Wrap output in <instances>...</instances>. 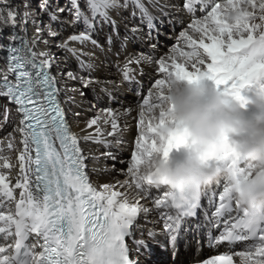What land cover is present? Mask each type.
I'll list each match as a JSON object with an SVG mask.
<instances>
[{"label": "snow or ice", "instance_id": "obj_1", "mask_svg": "<svg viewBox=\"0 0 264 264\" xmlns=\"http://www.w3.org/2000/svg\"><path fill=\"white\" fill-rule=\"evenodd\" d=\"M132 2L149 18L151 26V18L144 5L140 0ZM197 4L209 7L208 0H185L184 7L193 11ZM88 6L94 16L99 14L108 20L107 10L120 5L119 0H88ZM228 6L227 15L223 14L224 6L217 3L211 6L202 19L193 21L190 27L199 34L198 39L193 38L188 31L181 33L189 51L177 47L170 57V65L164 59L159 61V70L165 74V78L156 80L155 93L150 92L149 98L143 101L140 135L136 139V150L131 155L128 169L137 189L142 188V183L137 180L139 170L153 147L151 120L156 117L149 114L158 110V116H164L162 109L170 76L180 75L190 81L206 77L214 81L218 88L222 86V92L229 94L242 106L246 104L247 98L242 95V90L254 86L257 91H264V23H250L257 15L264 22V0H238L237 3L228 0ZM73 7L75 17L79 19L83 13L75 0ZM42 8L47 10L45 4H42ZM28 15L26 12L25 16ZM229 16H234V19L230 21ZM15 19L14 10L0 8V22L14 24ZM84 22L91 26L88 17L84 16ZM89 39L84 33L69 37L70 41L83 42ZM62 47L67 48V42ZM26 48L23 42L20 48H10L8 72L15 73V81H10L5 74L2 84L4 91L0 93L14 101L18 106L17 111L22 114V127L17 130L22 133L24 145L17 158L21 175L17 177L15 186H10L8 177L0 171V197L9 202L15 201L14 212L11 209L5 212L4 205L0 204V236L14 241V247L12 244L0 247V264H137L131 259L133 249L126 243V237L132 235L131 229L138 216L141 213L146 216L152 209L143 207L139 200L130 201L120 192L109 191L110 185H104L103 191L91 186L84 171L85 158L77 138L70 132L57 102L54 78L47 71L50 59L37 62L36 54L30 49L25 51ZM68 50L75 52V49ZM40 56L47 57L48 54L41 52ZM177 56L183 62H177ZM186 64L194 70L189 71ZM124 76L132 78L128 64L124 65ZM91 123L95 124L96 121ZM113 128H116L115 120ZM55 141H59L62 152L55 146ZM185 143L182 134H175L163 150L164 158L167 159L173 148ZM8 147H12L10 142ZM211 155L216 161H223L225 166L237 168L238 154L227 141ZM12 167L7 157H0V169ZM32 176L35 178V192L32 190ZM148 179L151 181L154 177ZM17 188L22 189L19 200L14 195ZM206 189L202 191L201 197L206 195ZM231 192L230 185L224 182L214 217L217 223L225 214H229L230 219L225 221L220 235L211 239L214 244L227 242L229 245L251 240L253 242L246 251L234 254L239 257L238 264H264V213L238 214L235 222H231ZM122 195L123 198L118 199ZM165 197L179 212L175 220L169 216L171 222L165 225L170 243L175 246L183 230V218L197 215L201 197L193 202L187 195L178 197L171 191L166 192ZM162 204H165V200H155L156 208ZM235 204L238 213L241 212L239 204ZM32 234L43 238L39 252L26 243ZM152 235L150 231L149 236ZM135 244L142 247L145 241H135ZM211 264H234L233 254L217 256Z\"/></svg>", "mask_w": 264, "mask_h": 264}, {"label": "bare ground", "instance_id": "obj_2", "mask_svg": "<svg viewBox=\"0 0 264 264\" xmlns=\"http://www.w3.org/2000/svg\"><path fill=\"white\" fill-rule=\"evenodd\" d=\"M238 1H234L233 3H237ZM221 4L224 6V13L227 15L229 13V6L228 3H221V0H208L209 7L205 8L203 6V11L198 12L195 16L194 20H200L204 16L207 15V12L211 10V6H214V4ZM161 4V3H160ZM165 5H168V0L164 1ZM171 4V3H170ZM12 0H0V8L6 9V10H14V6H12ZM172 5V4H171ZM241 7H243V4H240ZM120 7V6H119ZM110 8L108 11H112L116 15V21L118 22V30L122 29L125 32V28L127 25L120 22V16L123 12L122 8ZM174 11L169 12L170 18L169 20L175 21V20H181L184 18V16H187L186 18L190 19V16L187 14V12L182 8L181 5L175 4L173 6ZM165 9V8H164ZM257 11V10H256ZM119 12V14H118ZM149 14V17H152L150 15L153 14L154 9L150 12L147 11ZM258 12V11H257ZM37 16V15H33ZM165 16L162 17L164 20ZM23 22V28H27V31L25 29H21L18 27L17 23L18 21ZM259 22V21H257ZM193 23V22H192ZM254 23V21L250 22ZM153 31L154 33L159 29L160 24L163 27L164 30H168V24L165 22H160L159 20H154L152 22ZM259 24V23H258ZM64 25V24H63ZM62 24H59V26H63ZM56 27V26H55ZM83 25L73 24L72 26H67L65 29H68V32L64 34L63 40L59 44H55L53 42H47V41H41L43 38V33L41 31V27L38 26H32L28 23H25L21 17H18V14L16 13V19L14 24L12 22H0V38L5 39V43L2 46L1 54L4 56V59L7 63V46L13 45L16 48H20L22 46V42L26 43L27 49H30L32 53L36 54V61L39 62L42 59H50V63L47 67V71H49L51 74L58 73V81L61 83L63 89H66V93L59 94L60 98L63 99V102L65 100V113H66V120L68 122H71L72 124L69 125L70 132L75 135L77 138V143L79 148L81 149V154L84 156V171L87 175V177H93V182L89 183L92 187H94L97 191H103L104 185H110L109 191H117L120 192L123 195H126L127 198L130 201L135 202V200H139V203L142 206H147L149 209H152L146 216L141 213L136 221V224L134 225V228L140 229L139 235L136 234V236L140 237L141 240L145 241V246H138L135 244V240H132V244L137 250L135 254V259L141 258V264H144V256L146 258V261H148L147 253L145 251V247L147 244H154V233L160 232L162 229V225L159 223V220L154 216V207L151 205L144 204L145 201H149L146 199L143 195V192L141 189H137L135 185L129 187V186H122L119 182L123 183L127 181L126 179L129 178V176L124 175V169L122 168V162L121 159L117 156V151H121L124 149L122 146V142H130L131 147H134V141L133 139L140 135V116L137 118V120H132L131 116L129 115V107L132 105V100L135 98H143L146 91L148 89L153 88L155 91V82L157 79H164L162 77L163 75L158 72L160 65L159 61L161 59H164L169 65L171 64V55L173 54V50L177 47L183 48L184 51H189L188 45L186 44L184 38L182 37L181 33L184 31H188L190 35L193 36V38L198 39L199 34L193 32L192 29H189L185 25L179 29L178 35L174 37L173 39L165 38V36H168V34L160 33L159 38L156 36H148L146 34H149L150 29L144 28L143 26L137 27L135 31L131 30L128 31L129 34H123L120 33L119 37L122 39V36L124 37L123 42V48H117V51H115L118 54L117 60L114 61V55L108 54L109 47H103V51L96 48L93 42H90L89 40L86 41H70L69 37L76 35L75 33H79V31L83 30ZM79 29V30H77ZM146 29V30H145ZM172 31H175L176 27H171ZM141 30H145L141 31ZM53 36L57 34L56 32H52ZM88 35V34H87ZM3 36V37H1ZM99 33L94 32V38H99ZM111 36V35H110ZM7 37L10 39L7 40ZM90 37V36H89ZM93 37V36H92ZM121 41L120 39H116ZM140 42V46L145 48V44L143 42H146L147 40L151 41V48L147 49H139V48H133L131 44H135L136 42ZM94 41V40H93ZM167 42L168 46L166 48H163L161 42ZM67 42L68 47H62V45ZM207 42V41H206ZM161 44V47H160ZM139 46V47H140ZM1 47V44H0ZM68 49H75V52L69 51ZM63 50V52H62ZM44 52L47 53V57H41L40 53ZM57 53H63L60 55L61 57H66V59H62V61H68L69 68L67 67V64H60L59 66H56L52 62V58H50L53 54ZM75 58V61H71L74 59L73 57L71 60L69 59L70 54ZM113 53V52H112ZM1 55V57H3ZM110 57L109 59L106 57ZM78 58L81 59H87V61H90L88 64L90 65L89 71L92 73L91 76L89 74H84L85 76L82 77L79 76L81 80H78L77 77H73V79L70 77L69 74L70 71L77 69L76 67H79L80 64L78 63ZM139 60L142 65V69H137L135 73H131V77L133 78H139L140 81H142V90L139 89V93L137 96L131 95L129 91L127 90V84L126 81L129 79L125 78L124 76V65L130 64V63H123L127 61L135 62ZM177 62H183L182 58L177 56ZM115 63H121L122 69L119 67V65L115 66ZM147 66V67H146ZM148 66H151V70L148 69ZM68 74L64 71L62 68H66ZM185 67L189 71H193L192 67L190 65H185ZM206 67V65L204 66ZM132 69V67H129ZM150 68V67H149ZM7 69V68H6ZM63 70V72H62ZM171 71L172 69L169 68ZM203 70V68H202ZM35 71V70H34ZM160 71V70H159ZM73 72V71H72ZM140 72L141 76L143 78H140V75L138 74ZM145 72V73H144ZM12 72H10L11 74ZM65 73V74H64ZM88 73V72H87ZM8 75L7 73L0 71V91L3 92L2 88V81L3 76ZM144 74V75H143ZM150 75L147 76V75ZM72 76V75H71ZM8 78H11L8 75ZM154 80V81H152ZM55 85L57 82L54 80ZM79 82V83H78ZM152 82L151 86H146ZM91 89V90H90ZM62 91V90H61ZM90 91L92 93L91 95L96 97L99 101L103 100L100 104V107L107 112V115L109 116V121L103 126V128H100L96 126L95 124H92L91 121H93V117L100 114V112H97V107L93 104V107L95 108V112L88 109V106L86 105V97L85 95L87 92ZM108 92H111L112 96L116 99L107 100L105 98L111 97V95H107ZM154 94V93H153ZM58 96V98H59ZM90 96V95H89ZM88 96V97H89ZM8 100V97L5 96ZM137 101L136 103H138ZM75 106H78V109L74 112H71L70 110L75 108ZM92 106V105H91ZM14 107V106H13ZM70 108V109H69ZM17 111V110H16ZM19 114V112L17 111ZM156 118L151 120V123L154 124L157 123V117H158V111H156L154 114ZM17 116V115H16ZM130 116V120H129ZM115 120V123H120L122 130L118 129H112L111 125L113 124V121ZM146 123L148 122L147 116L145 117ZM139 125V127H138ZM22 127V126H21ZM127 127L130 129L128 130ZM20 128V127H19ZM18 128V129H19ZM101 129H105L108 134L112 135L113 140L115 143L120 142L121 145H114L110 146L107 145V142L104 140L103 133L101 132ZM16 135L19 136V145H17L13 149H9L7 152V158L10 161V163L13 165L10 169H0V171H3L4 174L8 177L10 186H15L17 177L21 175L20 169L18 166V156L20 152L23 150L24 145L22 144V133L18 130H16ZM11 140V139H10ZM116 150L115 155L113 156L111 151ZM5 155V156H6ZM113 157V159L111 158ZM112 161V162H109ZM32 181V190L35 192V178L34 176L31 177ZM22 189H15L14 195L15 199L19 200L20 198V192ZM118 197L119 198H123ZM1 200L5 203L4 209L9 210L11 209L13 212L15 210V201L9 202L6 198L0 197ZM151 207V208H150ZM151 213V214H150ZM153 213V214H152ZM153 233L152 236H149V232ZM136 233V231H134ZM144 235V236H143ZM144 238H149L148 240H145ZM37 239V236L35 234H32L29 236L28 240ZM40 242V240H37V243ZM156 251V248L154 249ZM143 253V254H142ZM184 253V252H183ZM197 253L195 250V247H190L189 250L186 252V255L184 256L183 260L177 261V263L173 264H186L188 260L191 258L193 254ZM144 255V256H143ZM167 261H169L170 256L164 257ZM171 262V261H170ZM169 262V263H170ZM156 264H165V263H156ZM168 264V263H166Z\"/></svg>", "mask_w": 264, "mask_h": 264}, {"label": "clouds", "instance_id": "obj_3", "mask_svg": "<svg viewBox=\"0 0 264 264\" xmlns=\"http://www.w3.org/2000/svg\"><path fill=\"white\" fill-rule=\"evenodd\" d=\"M206 79L190 81L175 74L168 78L164 116H158L153 126V147L137 180L164 185L178 197L187 195L196 202L206 187L223 179L242 213H264V91L246 98V104L256 109L248 116L239 101L218 90L216 84L206 83ZM177 133L185 137L186 143L181 146L186 145L189 151L173 164L169 155L164 158L163 150ZM231 136L241 139L229 143ZM226 141L238 158L247 160L245 167L231 169L211 155ZM209 161L217 163L210 167ZM149 177L154 179L149 181Z\"/></svg>", "mask_w": 264, "mask_h": 264}, {"label": "rangeland", "instance_id": "obj_4", "mask_svg": "<svg viewBox=\"0 0 264 264\" xmlns=\"http://www.w3.org/2000/svg\"><path fill=\"white\" fill-rule=\"evenodd\" d=\"M164 1L165 0L159 1L158 10H155V14L157 15V12L162 11L159 14L160 17L163 15H166L164 20L170 21L169 20L170 15L168 13L174 11L173 6L175 4L182 5L183 0H168V10L166 9V7L163 4ZM12 3H13L12 6H14L15 12L18 14V17H21L25 23H28L29 25H32L35 27L36 26L41 27V31L44 32L43 36H42L43 38L41 39L42 42L43 41H47V42L51 41L55 44H59L63 40L64 34H66L68 31V29H65V27L72 26L73 24H76L77 22H78V24H81L87 28H90V26L86 25L84 22V16L88 17L90 23L95 26V28L93 29V40L94 41L96 40V43L99 44L98 46L97 45H94V46L101 51H103V47H106V49H107V47H109L110 51L108 52V54L114 55V61L117 60L116 58H118V54L115 51H117L118 47L123 48L122 46H123V42L125 40L124 37H126V36H122L123 38L121 39V41L116 40V39H119V34L123 33V34L128 35L129 34L128 31H131V30L136 29L137 27L141 26L139 23H137L135 16L130 14L132 12L137 13L139 9L137 8L136 10H133V8L129 4H127L125 2V0H119V5H120L119 8L123 9V12L120 16V22L124 23V25L125 24L127 25V27L125 28V32L122 29L118 30V23L117 22H116V24L113 23V20H116V15L112 11L107 10L108 13L111 14V15H109L108 20H105L100 15H98L97 19H94L95 16L93 15L92 11L89 9L88 0H75V4L78 5L80 11L83 13V15L79 19H76V17H75V10H74L75 8L73 7V0H12ZM42 4L46 5L47 10L42 8ZM125 4L127 6H124ZM69 5H71L70 8L68 7ZM169 7H171V8H169ZM152 9H154L152 6L147 7V11L149 10L151 12ZM256 10L259 11L258 8ZM26 12L29 13V15L27 17L25 16ZM34 14L37 16H33ZM53 16H54V18H53ZM185 17L186 16H184V18H182L181 21H177V26H179V28H182L184 25L187 26V22H190V19L185 18ZM99 19L101 20L100 22L98 21ZM257 21H259V22H257ZM254 23L260 24V23H264V22H262L259 18V15H257L255 17ZM22 24H23V22L21 20L18 21V23H17L19 28L25 29L26 32L29 31V30H27V28H23ZM59 24H62V25L64 24V25L59 26ZM109 24L111 25L110 28H109ZM171 27H172V25L171 26L168 25L167 31H172ZM147 28L150 29V27H148V26H147ZM145 30H141V31L146 32ZM177 30L178 29H175V31H173L172 33L169 32L168 38L173 39L176 35ZM150 31H151V29H150ZM52 32H56L57 34H55V36H53ZM94 32L99 33L100 36L98 39L94 38ZM151 32H153V31H151ZM146 35L149 36V34H146ZM1 37H3V36H1ZM8 39L9 38L7 37V40ZM164 39H166V38H164ZM5 42L6 41L4 38L3 39L0 38V44H1V47H0V71H3L7 74H10V72H8L6 60L4 59V56L1 54V52L3 51L2 46ZM7 42H10V39ZM140 42L142 43V41L139 40V42H136L135 44H131V45L133 48H139V49H147V47L151 48V46H150L151 41L147 40L146 42H143V44H145V48L140 46ZM161 44H162L163 48H166V46H168L167 42H164V41H162ZM161 44H160V47H161ZM138 46H140V47H138ZM62 52H63V50H62ZM62 54L57 53L56 56H55V54H53L50 58H52V62L54 64H56V66H59L60 64L63 63V64H67V67L69 68L70 66L68 64V61L65 60V61L61 62L62 59H66V57L60 56ZM1 55L3 57H1ZM106 58L109 59L110 57L108 56ZM81 62H83V64L86 63L87 66L84 68L82 66V63H81L80 68L83 69L84 72H86V73L88 72L87 74L91 75L92 73L89 71L90 65L88 64L90 61H87V59H83V60H81ZM115 66H117L116 63H115ZM67 67L62 68V69H64L66 74H68ZM119 67L122 69V67L120 65H119ZM148 69L151 70L152 69L151 66H148ZM72 71H70V73L72 75L70 77L73 79V77H75V76H74V72H72ZM62 72H63V70H62ZM161 74L165 78V74L162 72H161ZM145 75H147V74H145ZM147 76H150V75H147ZM54 77L57 80V76H54ZM133 79L134 78L132 77L129 80H133ZM78 80H81V79L78 78ZM128 81H126L127 90H129L132 87H136V91L134 94L132 91H129V92L134 97L137 96V90H139V89L142 90V85H143L142 81H139V82H136V81L128 82ZM62 86H64V85L60 84V87H59V83H58V88H59L60 92H64V89L62 88ZM0 93H1V91H0ZM108 93H111V92H108ZM114 99H116V98L114 97ZM93 104H94V102H91V104L87 105V102H86L88 109L95 112L96 110L93 107ZM20 121H21V118H20V115L17 113L16 109L9 104L8 100L6 99V97L4 95L0 94V139L3 137H9L11 139L10 143L12 145L11 148L8 147L9 143L6 145L7 150H6V153H4V155L7 154L9 149L15 148L20 143L19 142V136L16 135V130L19 127H21ZM70 124H72V123L70 122ZM111 158L113 159V157H111ZM119 158L123 159L122 156H120ZM114 159L112 161H114ZM112 161H109V162H112ZM92 180H93V177H92ZM147 202H148L147 205H151L150 201H145L144 204H146ZM134 231H136V234L139 235L140 229L134 228ZM144 239L149 241V238H144ZM185 255H186V252L183 253L182 255H180L178 258H175L176 261L173 260L168 264H171L173 262L177 263V261L183 260ZM137 259H138L137 260L138 264H141L140 263L141 258H137ZM144 259L145 260L143 263L149 264V262L146 261L145 257H144Z\"/></svg>", "mask_w": 264, "mask_h": 264}, {"label": "trees", "instance_id": "obj_5", "mask_svg": "<svg viewBox=\"0 0 264 264\" xmlns=\"http://www.w3.org/2000/svg\"><path fill=\"white\" fill-rule=\"evenodd\" d=\"M144 256V255H143ZM145 257V256H144Z\"/></svg>", "mask_w": 264, "mask_h": 264}]
</instances>
